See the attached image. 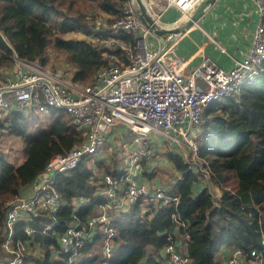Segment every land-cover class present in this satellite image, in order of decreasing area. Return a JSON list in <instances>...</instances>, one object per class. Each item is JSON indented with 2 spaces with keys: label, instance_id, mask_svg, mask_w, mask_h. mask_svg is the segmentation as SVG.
Returning a JSON list of instances; mask_svg holds the SVG:
<instances>
[{
  "label": "trees",
  "instance_id": "16d2710c",
  "mask_svg": "<svg viewBox=\"0 0 264 264\" xmlns=\"http://www.w3.org/2000/svg\"><path fill=\"white\" fill-rule=\"evenodd\" d=\"M79 1L95 2L104 11L118 13L125 0H0V67L11 64L14 54L23 60L44 63L45 50L52 43L55 49L65 52L66 60L72 64L70 71H63L70 80L89 81L107 63L102 49L85 38L63 37L57 33L74 27L89 28L84 22V13L73 10ZM88 11L93 12L92 8ZM206 112L211 115L208 120L214 128L209 126L203 132L199 154L206 161L203 165L210 169L209 176L221 188L218 206L213 207L207 187L198 192L194 188L199 177L203 178L201 170L190 165L182 155L166 151L180 175L170 191L177 196V204L160 206L139 198L125 211L108 209L110 224L115 229L112 264H163V260L146 252L150 248L165 247L170 243L167 236L174 240L176 233L189 236L185 250L189 264H221L217 256L221 247L248 251L260 245L264 237V74L245 83L237 97L212 104ZM5 114L4 121H0L3 129L12 121L10 130L20 128L19 120H26L22 111ZM45 115L52 116L46 127L30 132L26 127L20 132L25 142V159L21 163L9 162L0 152V235L6 206L20 196L21 188L35 179L50 157L85 140L84 129L67 111L52 108ZM28 124L21 123V126ZM86 160L84 157L75 167L55 176L53 189L61 198V205L54 215L57 223L52 228L41 232L52 214L42 210L29 215L32 218L28 224L36 230L33 242L43 251L33 257L34 264H93L90 259L71 263L62 260L58 240L74 218L87 221L92 206L102 201L94 198L91 203L74 208L76 198L91 195L104 175L98 176ZM23 224L26 222L16 224L15 237L28 244L21 229ZM102 234L100 229L87 245H93Z\"/></svg>",
  "mask_w": 264,
  "mask_h": 264
},
{
  "label": "built area",
  "instance_id": "2783aa9c",
  "mask_svg": "<svg viewBox=\"0 0 264 264\" xmlns=\"http://www.w3.org/2000/svg\"><path fill=\"white\" fill-rule=\"evenodd\" d=\"M199 1L143 0L153 19L156 18L153 13L166 4L175 5L182 15H186ZM254 1L259 20L252 33L251 46L245 57L229 69L219 66L206 55L196 65H189L188 58L171 53L172 45L150 47L148 39L152 33L139 19L135 0H127L115 19L108 22L96 19L93 26L89 25L88 41L102 49L107 63L82 85L73 81L69 83L61 75L42 69L30 70L28 66L33 61L13 55V60H21L26 70L19 69L13 76L0 81V112L3 109H34L39 112L62 109L83 127L85 140L64 153L50 157L37 174L39 180L33 193L27 197H15L8 203L0 235L3 255L0 264H23L27 246L15 237L17 222L27 214L44 210L52 214V219L43 224L42 231L52 228L54 215L61 205V198L53 189L55 176L96 153L114 125H125L133 134L135 145L130 151V165L125 168L124 175L102 176L103 193L112 198L125 178L127 183L121 187V194L127 202L142 198L160 206L177 204V196L165 187L156 185L150 188L145 182L138 181L133 167H137L141 157L152 153L153 148L148 144L151 132L177 143L185 142L190 149H196L193 142L198 133L195 129L205 122V113L210 105L222 104L229 97H237L247 81L264 74V0ZM158 2L161 6L155 10L160 4ZM200 170L204 176H209L207 166L202 165ZM118 205L113 203L112 206ZM92 228H102L103 231L97 264H112L115 229L104 210L91 215L84 223H71L62 231L59 251L66 255L68 262L78 256ZM21 229L26 236L36 231L27 225H22ZM182 236V243L186 246L189 236L187 233ZM167 238L170 241L165 246L167 264H189L188 254L175 246L172 236ZM263 254L264 237L258 247L248 251L234 247L225 262L264 264Z\"/></svg>",
  "mask_w": 264,
  "mask_h": 264
},
{
  "label": "crops",
  "instance_id": "0c3cea01",
  "mask_svg": "<svg viewBox=\"0 0 264 264\" xmlns=\"http://www.w3.org/2000/svg\"><path fill=\"white\" fill-rule=\"evenodd\" d=\"M158 3L160 4L156 6V9H158V7L161 6V2ZM163 3L165 4L166 1H164ZM189 14L190 13L186 15H182L180 10L173 4H166L163 6L162 9L157 10L155 13H153V15L157 18V19L155 18L157 23L165 27H176L183 25V23L188 19ZM258 20H259V14L254 0H213L196 20H194L188 26L183 27L182 30H180L179 32H176L174 34H168L166 36H157L152 33L149 37V41H150L149 45L150 47L153 48H156L157 45L161 47L172 45L171 53L188 58L189 65H196L201 60L202 56L206 55L211 59H213L219 66L223 67L224 69H229L235 66V64L241 59H243L247 54L251 46L252 33L254 31L255 25L258 22ZM9 65H8L9 69L5 68L4 66L0 67V81L13 76L14 73L17 71L16 67L22 70H26V66L22 64L20 61L16 62V65H12V66L11 64ZM254 79H251L247 82H251ZM6 111H17V110H13V109L1 110V112L3 113H5ZM37 113L40 112L37 111ZM79 126L82 127L81 125ZM2 130L3 128H0V133ZM151 133L148 138V144L152 146L153 150L155 147L156 148L155 151H159L158 149L161 148L160 147L157 149L158 146H162V147L164 146V143L161 141V137L167 140L168 143H170V145H172L173 148L177 147L178 145L176 141L165 138L164 136H162L157 132H153L160 137V139H156L154 138L153 135H151ZM126 134H127L126 138H128L130 142L126 143V148L128 149V153L124 163L119 164L116 162V165H111V167H108L109 164H111V161L108 155H105V150L102 149L103 146L107 148L114 147L115 141H117V139L119 138L120 142H123L124 141L123 136H125ZM190 135L191 133H189V136ZM180 138L183 140V136L181 134H180ZM134 145L135 143L133 141V134L127 129V127L123 124L114 125L111 128V130L105 135V142L104 145L100 148L101 150L99 149L93 155V157L97 156L98 159L95 162L96 164L95 165L92 164L91 167L94 168V172L98 176H102L103 174L124 175L125 168L127 167V165H130L129 155ZM155 151L151 156L145 157V158L151 157V160L146 163L145 167H142V161L144 160V158H142L138 164L139 166L137 165V167H133V172L135 173V177L138 181L145 182L147 185H149L150 188L159 185L165 187L170 192L171 188L175 186L176 181L180 178V175L177 169L175 168L173 162L166 156L165 154L166 151L165 153L163 152L164 159L160 158L159 155L154 156L156 154ZM0 152L2 153L4 158L8 160L7 156L5 155V152L2 150H0ZM173 152L176 153V151L174 150ZM9 155L14 160L11 161L9 159L8 160L9 162L13 164L21 163L25 159V143H23L21 147V153L13 152ZM16 155H20V157L17 158ZM22 156L23 158L21 160ZM156 160H161L163 165L165 166L164 167L165 169L161 171V174L154 172L155 169H157L156 167H154ZM184 160L186 161L187 159L185 158ZM190 165L200 169V166L197 164H190ZM162 173H165V177L162 176ZM199 178L200 179L195 183L194 186L196 192L201 190L204 186L207 187V189L209 190L212 196L213 207L218 206L219 198L221 196L220 186L215 181H213L210 176L209 178H207L206 176L203 178H201L200 176ZM98 182L100 183L99 186H96V189L93 190L91 195L76 198L74 204L75 209H78L82 206L91 203V201L94 198H100L102 199V201L92 206V211L89 214L90 216L97 214L102 210H104L107 213L108 209H120V211H125L126 208L131 204L130 202H127L125 199H123L121 194V187L127 183L125 178L124 181H122L121 186L115 190L112 198L106 196L103 193L105 187L102 178L101 180H98ZM36 183L37 182H35L34 179L30 184L24 185L21 188L20 196H24V197L30 196L34 191V187ZM113 203L119 205L117 207H113L112 206ZM109 217L111 219L110 215ZM31 218H32L31 216L25 215L18 222L25 221L26 224L23 225L33 227V225L28 224V221ZM76 221L80 223L85 222V220L78 221V218L77 219L74 218V220H72L70 224ZM56 223L57 220L54 221L53 226ZM97 229L98 228L90 229L89 234L86 236L85 244L77 256L78 257L77 260L90 259V261H92L93 264L97 263L100 251L99 253L97 251L96 253L94 252L88 253V250L91 245L89 246L87 245L89 241L91 242L92 239H94L93 237L98 235ZM35 232L36 231H34L30 236H27L28 244H26L27 248L25 252V257H27V255L29 254V249L31 248L38 249V251H41L40 254L43 253L41 246L36 241L33 242V236L35 235ZM41 232L45 233L46 231H41ZM101 236H99L95 240L93 246L98 245L100 243ZM182 240H183V236L179 233L178 234L176 233L173 242L176 247H178L182 252L186 253L185 251L186 246L183 245ZM31 243H36V247H32ZM113 248L115 253L116 247L114 246V243H113ZM233 248L234 247L220 248L219 252L217 253V256L220 261L222 260L224 262L223 263L221 261L220 262L221 264L222 263L226 264L225 259L228 256V253L231 252ZM59 253L61 254V252ZM61 255H62L61 259L67 261L66 255L64 254ZM146 255H154V257L163 260V264H167V255H166L165 247H162L159 250L150 248L147 250ZM1 256L3 255L0 251V257ZM54 257L57 258V255H55ZM94 257H96V259H94ZM76 258H74L73 260H75ZM67 263H71V262L67 261Z\"/></svg>",
  "mask_w": 264,
  "mask_h": 264
},
{
  "label": "rangeland",
  "instance_id": "374dc122",
  "mask_svg": "<svg viewBox=\"0 0 264 264\" xmlns=\"http://www.w3.org/2000/svg\"><path fill=\"white\" fill-rule=\"evenodd\" d=\"M126 2H127V0H125L122 3V5L119 7L118 13H112L110 11H104L101 9L100 5L98 3H95V2H89V3H84V2H80V1L76 2V8L73 10L74 11L75 10H81L84 13V16H83L84 22L89 27L90 24L92 26L94 25L93 21L96 19H102L105 22H108L113 18L115 19L119 15V13L121 12L120 10H122V8ZM89 7L92 8L93 12L88 11L89 9H91ZM101 23L103 24L102 21H101ZM89 31H90V28L83 29L81 27H74L69 31H65V32L62 31V32H57V33L63 37L85 38L86 40H88ZM149 43H150V41H149ZM14 59H15V61L14 60H13L14 62L12 61L11 66L16 65V62H18V60H19L16 58H14ZM29 65L30 66H28V67L30 70L42 69V70H45L51 74H59L62 76V79H64L65 81H68L69 83H73L70 80V78L68 77V75L65 74V72H63V71H70V69H72V64L66 60L65 52L61 49H55L53 47L52 43H50L47 46V49L45 50V61H44V63L40 62L39 60H34L33 64H29ZM4 67L8 68V65L4 66ZM18 69L19 68L16 67V70H18ZM76 83H78L80 85L84 84V83H79V82H76ZM5 113L0 112V121H4L3 119L5 118ZM22 113H23V116L26 117V120H24V121L23 120L21 121V119L19 120V127L20 128L17 127V129L15 128L14 130L13 129L10 130L9 127H11L13 125V121H12V122L7 123V127L4 128L0 133V150L4 151L5 155L7 156V159L8 160L10 159L11 161H14V160L9 154H11L13 152H15V153L20 152L21 153V147H22L23 143H25L23 140L24 137L22 135H20V132L23 131V129L26 127H27V131L29 130V132L31 130L38 131V129L40 127H42V126L46 127L49 123V118L52 117V116H46L44 111H42V113H37V111L34 109H30L28 111H23ZM205 116H206L205 122H203L202 124H200L196 127V131H198L197 132L198 135L193 142L196 149H193V148L190 149L189 145L186 144L185 142H179L177 147L173 148L172 145H170V143H168L167 140H165L161 137V141L164 143V146L163 147L158 146L157 149L161 147L160 149H158L159 151H155L156 148L154 147V150L152 151V153L150 155H147V156H151L155 151L156 154L154 156L159 155L160 158L164 159L163 154L165 153V151H169V150L173 151L174 150V151H176V153L182 155L183 159L186 158L187 159L186 161L188 163L197 164L202 168V165L204 164V159L199 154V148L202 145V139L201 138L203 137L202 134L205 131V129L209 126L210 127L212 126V124H210L211 123L210 120H208V119H210L211 115H208V113L206 112ZM6 119L9 120L10 118L6 117ZM42 120H43V122L40 124V122ZM26 122H28L30 125L28 124V125H22L21 126V123H26ZM211 128H214V126H212ZM24 134H25V132H24ZM151 135H153L154 138H156V139H160V137L153 132L151 133ZM123 137H124V141L120 142V139L118 138L117 141H115V143H114V145H115L114 147L107 148V147L103 146L102 149L105 150V155H108V157L110 158V161H111V164H109L108 167H111V165H116V162L119 164L124 163L125 158H126L127 153H128V149L126 148V143L130 142V140L128 138H126L127 134ZM147 156L141 157L138 160V164H139L140 160L142 158H144V160L142 161V167H145L146 163L151 160V157L145 158ZM16 157L19 158L20 155H16ZM22 158H23V156L21 157V160H22ZM86 158H87L86 162L88 164H91V165H92L91 162H96V160L98 159L97 156L93 157V154H92V156H87ZM154 167L157 168V169H155L154 172L159 173V174H161V171L165 169L164 168L165 166L163 165L161 160H156ZM201 173H202V171H201ZM202 175H203V177H205L203 173H202ZM162 176L165 177V173H162ZM207 178H209V176ZM100 229L102 230V228H99V230ZM31 245H32V247H36V243H31ZM99 248H100V243L98 245H94V246L91 245L89 248L90 251L88 250V253L89 252L96 253V251L99 253V251H100ZM40 252L41 251H38V249H36V248L29 249V254L27 255V257H25L24 264H34L32 259L36 255H37V257L40 256L41 255ZM77 259H78V257L76 258V260ZM225 261H227V260L225 259Z\"/></svg>",
  "mask_w": 264,
  "mask_h": 264
},
{
  "label": "water",
  "instance_id": "95a60500",
  "mask_svg": "<svg viewBox=\"0 0 264 264\" xmlns=\"http://www.w3.org/2000/svg\"><path fill=\"white\" fill-rule=\"evenodd\" d=\"M212 1L213 0H200L196 7L193 9V11L189 14L188 19L183 23V25L176 27H165L157 23V21L153 19L150 13L148 12L143 0H135V3L137 6L136 13L141 22L144 24V26L147 27L151 31V33L157 36H166L168 34H174L176 32H179L180 30H182L183 27H186L191 24L203 13L205 8ZM38 180L39 177L36 176L35 182H37Z\"/></svg>",
  "mask_w": 264,
  "mask_h": 264
},
{
  "label": "bare ground",
  "instance_id": "6f19581e",
  "mask_svg": "<svg viewBox=\"0 0 264 264\" xmlns=\"http://www.w3.org/2000/svg\"><path fill=\"white\" fill-rule=\"evenodd\" d=\"M155 10H157L156 7H155ZM186 18H187V17H186Z\"/></svg>",
  "mask_w": 264,
  "mask_h": 264
},
{
  "label": "clouds",
  "instance_id": "9594fccd",
  "mask_svg": "<svg viewBox=\"0 0 264 264\" xmlns=\"http://www.w3.org/2000/svg\"><path fill=\"white\" fill-rule=\"evenodd\" d=\"M254 248V247H253ZM253 248H251V249H253Z\"/></svg>",
  "mask_w": 264,
  "mask_h": 264
}]
</instances>
